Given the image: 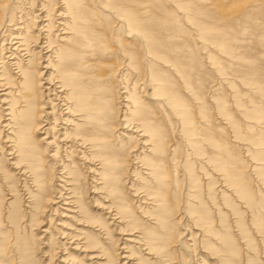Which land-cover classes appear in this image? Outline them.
Returning <instances> with one entry per match:
<instances>
[{"label":"bare ground","instance_id":"obj_1","mask_svg":"<svg viewBox=\"0 0 264 264\" xmlns=\"http://www.w3.org/2000/svg\"><path fill=\"white\" fill-rule=\"evenodd\" d=\"M263 22L264 0H0V264L19 261L10 249L12 239L7 232L18 228V217L12 215L18 209L12 203L19 180L24 187L21 210L28 217L27 224H39L48 205L49 214L58 212L59 217L83 226L60 232L63 255L55 264H74L81 251L95 250L98 242H89L84 234L88 228L101 233L104 225L100 220L105 225L113 223L120 234H128L119 248L126 252L120 256L126 259L121 264L167 262L170 247L179 241L171 225L180 218L201 222L215 236L209 208L194 194L197 177L191 161L187 156L176 159L179 143L169 144V135L178 133V127L192 153L203 152L193 137L200 135L211 149L208 155L204 151L207 161L233 191L252 202L246 177L222 129L193 121L196 112L185 91L195 101L203 95L201 86L192 80L195 58L188 55L187 44L191 29L206 49L202 57L219 62L217 56H209L210 44L229 58L236 57L246 50L242 49L243 32L251 30L259 40L264 38ZM223 26L235 27L241 36L236 31L229 34ZM34 65L39 66L36 71ZM251 68L245 79L239 78L256 86L260 94V75L256 67ZM196 106L206 117L200 103ZM217 110L239 137L237 121L222 104H217ZM248 113L259 119L264 105H253ZM254 138L264 159V137L257 134ZM37 142L45 144L42 150L53 160L50 168L55 164L53 170L59 175L54 180L62 185H54L59 189L54 186L50 191L47 181L52 177L35 150ZM72 156L81 160L91 198L100 200L96 219L82 216L80 179L75 175V162L69 159ZM4 162L7 169L1 165ZM126 162L133 166L125 167ZM259 168L264 182V169ZM136 174L132 181L127 179ZM121 184L131 190L135 206L119 195ZM177 184L181 198L175 195ZM59 202L67 205L64 210L69 214L58 209ZM173 216H177L174 221ZM140 219L146 223H139ZM102 234V238L107 236L105 230ZM210 242H203L207 250L213 249ZM66 243H73L74 251L65 252ZM180 244L189 247L181 240ZM225 247L228 249L227 244ZM136 248L145 254L143 259L134 257ZM42 254L46 256V250ZM81 256L89 260L86 264L107 261L100 250ZM50 261L49 257L47 264Z\"/></svg>","mask_w":264,"mask_h":264},{"label":"rangeland","instance_id":"obj_2","mask_svg":"<svg viewBox=\"0 0 264 264\" xmlns=\"http://www.w3.org/2000/svg\"><path fill=\"white\" fill-rule=\"evenodd\" d=\"M263 24L264 22L260 25ZM223 28L228 30L229 34L236 31L241 36L240 31H237L235 27L227 28L226 26H223ZM189 31L190 36L188 37L189 42L187 41V53L188 55L191 54L193 59L195 58L190 72L192 75V80L197 82L201 86L202 95L204 96H202V100H197V102L191 95H189L187 91H185V97L188 99L187 101L188 103H190V107L193 108L192 111L196 112H194L196 115H193L195 116L193 117V121L195 123L197 122V125L204 124L211 127L212 129H222V133L224 134L223 138L226 144L229 146L231 152L233 153L238 167L242 170L243 175L246 177L247 187L249 188L251 195L250 199L252 200V202H249L245 198L238 195L235 191H233V189H231V187H229V185L224 181L220 172L215 170L213 166L207 161V155L209 154L211 149L205 143V141L200 139V135H195L193 137L195 142L203 148L201 149L203 150V152L201 154L192 153L190 150H188L191 146H188L186 140L187 138L183 137L185 135L181 136V134H179V127L176 128L178 133H175V135L173 136L169 135V144L175 145L179 143L177 144V151L175 150V154H177L175 155L176 159H184L187 156V158L191 161V169L193 175L197 177L195 186L193 187L194 194L196 195V197L202 199V201L205 202L206 206L209 208L208 215L210 217L211 228L216 231V235L214 236L207 233L205 231L204 224L202 225V223H199V221L194 222L191 220L192 223H195H193L192 225L190 221H186L185 219L180 218L178 222L175 221L171 225L172 231L175 233L176 237H179V241H176L174 246L170 247L171 254L169 260L167 262L161 261L160 259L156 261L145 260L142 262L144 264H203L204 262H209L208 264H223V262H225L226 264H264V182L260 180V172L262 170H260L259 168L261 167L262 169H264V159L263 157L261 158V154L257 152L260 147L253 143V140L255 139L254 137H256L257 134H260L264 137V115L260 116L259 119H256L250 117V114L248 113L253 105H264V96L260 95H264V38L259 40L256 34L254 35L251 30L243 32L242 37L244 40L242 43V49L246 50L239 51L238 56L231 58H229L222 51H219L216 47L210 44V47L208 46V49L210 50H208V53H210L209 56H217L216 58L219 61L217 62L215 61V59H212V63L209 59L207 60L205 57H202V54L204 53V51L206 52V49L201 46L200 41L197 40V38L194 36L195 31L191 29ZM262 35H264V33H262ZM252 66L256 67L257 73L258 75H260L262 81V83L260 82V85L262 87V93L260 94L257 91L256 86L252 84L247 85L241 80L243 78L245 79V76L250 73L249 71L252 70ZM34 67L35 71L39 68L38 65H34ZM30 68L34 69L33 67ZM215 68L217 69V71H215ZM240 68L242 71L239 70ZM237 71H239L240 73ZM6 73L7 75L9 74V72ZM239 77L243 78L240 79ZM181 88L183 89L184 87H180V90ZM228 88L230 89L228 90ZM211 94L214 96H212ZM237 97L238 100L236 99ZM197 103H200V109L205 114L207 113L206 117H202L197 112ZM219 103L222 104L224 110L228 111L231 114V117L237 121L238 128L240 130L239 137H236L234 135L233 129L227 124L225 117L218 112L217 104ZM197 116L201 119L197 118ZM114 119V122L118 121L117 117H115ZM206 122L208 123L206 124ZM118 132L122 131L118 130ZM177 134L180 136H177ZM37 135L41 136L44 134L37 133L36 136ZM167 138L168 135L166 137V140ZM128 144H131V142H128ZM186 145L188 147H186ZM44 146L45 144L43 142H37L35 150H37V152L40 153V156L43 157L42 162L44 165V169L49 171V175H51L52 177L51 180L47 181L50 191H52L54 189V186L56 187V189H59L58 186L54 185V182H56L55 184L58 185H62V182L54 180V177L58 176L59 174H56L53 170L55 168V164L52 163L53 168H50L51 166L49 164L53 162V160H51L48 156L46 157V149L42 150ZM204 151L207 155L204 153ZM75 157L77 156H72L69 159L75 162V175L80 179V183L78 186V198L81 203L82 216L84 219H96L100 217V215L98 214L100 210L97 208L98 202H100V200L96 199L95 201H93V198H91L93 193L88 192L89 190H87L88 179L85 172H83V168H80L81 160H78ZM56 159L57 157L54 158V160ZM1 165L2 167H5V169H7L5 162ZM131 165L133 166L131 162H126L124 164V166L128 168H130ZM205 172L207 173L205 174ZM54 173L56 175H53ZM131 176L132 178L127 175V179L130 181H132L133 177L136 178L137 174ZM20 183V180L19 182H15V186H18L15 187L16 191H14V195L16 198L12 203V208L18 209L17 212L12 213V215H16L18 217V228L11 231L10 229H8L7 231L8 235L10 236V240L12 239L10 249L12 250L14 256H18V264H23L27 261H29L30 264H47L49 257L51 258V264L59 263V256L63 255V252L61 250L62 247L60 245V242L63 241V238H61L60 232H72L71 229H78L79 227L83 226L75 224L73 220L65 218V216L59 217L57 214L58 212L49 214L50 209L49 211L47 210L48 205H46V210L41 212L39 216V218L42 219L39 224H27L26 219L28 217L27 215L23 214V210H21L23 207L21 206V196H24V187L23 182L21 184ZM125 185L126 187H128L129 182L126 181ZM125 185H120L122 187V190L119 191V195L125 201H128L133 197L130 196L131 194H129L131 193V190L125 188ZM174 189L176 198H181L180 185L177 184L176 186H174ZM53 200L58 201L57 198H53ZM195 200L196 198L194 196L192 198L193 204H196L194 203L196 202ZM130 201L131 202L129 203L132 206H135L133 200L131 199ZM247 202L249 203L247 204ZM57 204L58 209L62 211L63 214H69V212L64 210L67 205H63L61 202ZM52 206L55 205L52 204ZM133 211L135 213L136 209L133 208ZM176 217L177 216H173L172 220L174 221ZM104 221L105 220H100V222L104 225L102 228L107 232V236L105 238H102L104 237V235L102 234L104 230L100 229L101 233H99V231L97 232L96 230H91V228H88L90 230L85 231V237H88L87 240L89 242L98 243L95 247V250H83L77 256H75L76 259L74 264H86L89 260L81 255L89 253L94 254L99 250L102 251L106 256V264H121L126 260L124 258H120L121 255H126V252L121 251L119 248L122 247L123 239L128 238V234H120L113 223L105 225ZM59 222H61V224ZM138 222L146 223L141 219L138 220ZM96 227L97 226H95L94 229H96ZM3 228H6L4 224ZM42 230L46 231V233L43 234ZM49 234L50 238L48 236ZM47 238H49L48 241ZM68 240L69 239H67L66 241L68 242ZM180 240L182 242H185L186 246L189 247L185 249L184 246H181ZM205 241H211L210 243H212L213 249L207 250L203 245V242ZM225 244H227L228 249L225 247ZM73 246V243H66L65 247L67 248L65 252L74 251L71 249V247ZM135 247H137V245H135ZM44 250H46V256L45 254H42L44 256L41 255ZM134 252V257H136L137 259H143V257H145V254H143V252L139 250V248L134 249ZM60 264L62 263L60 262Z\"/></svg>","mask_w":264,"mask_h":264}]
</instances>
